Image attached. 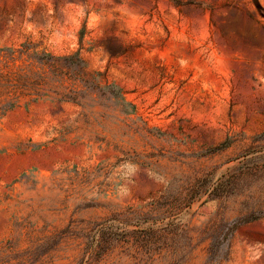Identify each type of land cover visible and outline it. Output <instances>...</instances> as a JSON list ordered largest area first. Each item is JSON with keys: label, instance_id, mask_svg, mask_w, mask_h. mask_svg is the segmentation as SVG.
Masks as SVG:
<instances>
[{"label": "rangeland", "instance_id": "374dc122", "mask_svg": "<svg viewBox=\"0 0 264 264\" xmlns=\"http://www.w3.org/2000/svg\"><path fill=\"white\" fill-rule=\"evenodd\" d=\"M0 264H264V0H0Z\"/></svg>", "mask_w": 264, "mask_h": 264}]
</instances>
